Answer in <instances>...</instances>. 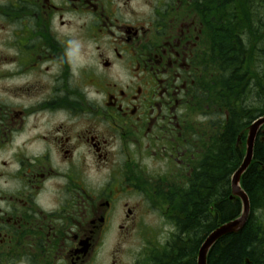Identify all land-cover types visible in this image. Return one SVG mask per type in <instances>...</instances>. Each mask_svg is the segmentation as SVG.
I'll use <instances>...</instances> for the list:
<instances>
[{
	"label": "flooded vegetation",
	"instance_id": "af4514ba",
	"mask_svg": "<svg viewBox=\"0 0 264 264\" xmlns=\"http://www.w3.org/2000/svg\"><path fill=\"white\" fill-rule=\"evenodd\" d=\"M245 1L0 0V264H95L169 218L245 69L217 47L224 15L262 28Z\"/></svg>",
	"mask_w": 264,
	"mask_h": 264
},
{
	"label": "trees",
	"instance_id": "16d2710c",
	"mask_svg": "<svg viewBox=\"0 0 264 264\" xmlns=\"http://www.w3.org/2000/svg\"><path fill=\"white\" fill-rule=\"evenodd\" d=\"M222 1L217 0V3ZM247 4V10L260 7L264 13V0H247ZM242 8L243 0H231V7L227 10ZM224 17L229 24L219 27L217 47L222 54L233 49V61L243 62L248 58L252 40L259 38V32L249 26V30L256 33L246 34L239 22L233 19L232 12H226ZM252 22L264 26V20L259 17L249 21ZM261 53L264 56V49ZM235 65L237 68L239 63ZM233 70L235 68L227 72L225 85L228 90L223 98L229 108L230 118L218 132L213 147L207 150L200 169L192 175L181 200L171 204L176 216L172 222L175 223L177 233L165 246L152 249L138 264H197L199 250L206 238L221 225L241 215L240 200L231 199V178L245 154L247 128L264 114V104L263 108H250L246 104L247 97L251 91H258L260 97L264 96V88L259 82V76L253 79L240 68L236 73ZM263 78L264 75L262 81ZM241 186L251 201L250 219L238 234L227 235L216 243L209 253L208 264H246V258L253 264L258 262L255 250L261 244L256 242L257 234L254 232L264 230V141L260 137L255 145L253 163L244 174Z\"/></svg>",
	"mask_w": 264,
	"mask_h": 264
},
{
	"label": "rangeland",
	"instance_id": "374dc122",
	"mask_svg": "<svg viewBox=\"0 0 264 264\" xmlns=\"http://www.w3.org/2000/svg\"><path fill=\"white\" fill-rule=\"evenodd\" d=\"M246 6V1L243 0V8ZM249 5L247 4V7ZM242 8V10H243ZM263 9L257 7V10L253 12H248V19L244 16V21H251V19H256L259 17L261 20H264ZM235 15V14H234ZM249 21H247L249 23ZM254 31L259 32V38L252 40V43L249 45L248 58L246 59L245 66L243 69L247 71L250 78L255 79L259 76V82L262 83L264 88V78L263 81L261 77L264 75V56L261 53V50L264 49V26L260 29L253 28ZM247 34H254L256 32H251L249 27L244 29ZM241 65V64H240ZM236 73V68L233 70ZM260 72L263 74L261 75ZM258 91H251L250 96L247 97L248 101L246 104L250 107L263 108L264 96L261 97L257 93ZM245 104V105H246ZM250 107V108H251ZM157 208V207H156ZM160 209V210H159ZM167 207L161 206L158 209H154L150 217H148L143 223L140 231L145 234L144 237L134 239L133 243H127L123 246L115 247V239H109L105 242V246L100 248L98 262L95 264H113L117 261L118 264H133L135 255H139L140 252L144 250L149 251L154 245L168 242L170 238L177 233L174 225L171 223L170 216L169 218L164 219L162 211L166 214ZM213 212V209H211ZM175 215V213H174ZM176 218V217H173ZM169 220V221H168ZM116 251H119L118 256Z\"/></svg>",
	"mask_w": 264,
	"mask_h": 264
},
{
	"label": "water",
	"instance_id": "95a60500",
	"mask_svg": "<svg viewBox=\"0 0 264 264\" xmlns=\"http://www.w3.org/2000/svg\"><path fill=\"white\" fill-rule=\"evenodd\" d=\"M264 126V117L255 121L249 128V134L246 142V155L243 160V163L239 169L235 172L232 177V196L238 197L242 201L243 211L240 218L230 221L221 227L213 231L205 240L202 245L199 256L198 264H207V257L211 248L216 244V242L224 236L230 234L239 233L247 224L250 213H251V204L250 199L247 193L241 187V180L247 169L250 167L253 157H254V147L256 139L260 132V129Z\"/></svg>",
	"mask_w": 264,
	"mask_h": 264
},
{
	"label": "bare ground",
	"instance_id": "6f19581e",
	"mask_svg": "<svg viewBox=\"0 0 264 264\" xmlns=\"http://www.w3.org/2000/svg\"><path fill=\"white\" fill-rule=\"evenodd\" d=\"M263 117H264V115L260 116L259 118H257V119L254 120V121H257L258 119L263 118ZM171 222H172V220H171ZM172 223H173V222H172ZM204 242H205V241H204ZM203 244H204V243H203ZM215 245H216V244H215ZM215 245H214V246H215ZM214 246H213V247H214ZM213 247H212V248H213ZM212 248H211V249H212ZM210 251H211V250H210Z\"/></svg>",
	"mask_w": 264,
	"mask_h": 264
}]
</instances>
